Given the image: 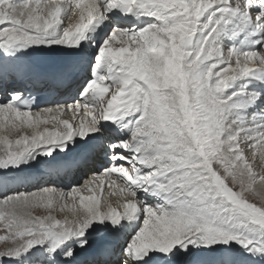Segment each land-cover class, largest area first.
I'll return each instance as SVG.
<instances>
[{
    "label": "snow or ice",
    "instance_id": "snow-or-ice-1",
    "mask_svg": "<svg viewBox=\"0 0 264 264\" xmlns=\"http://www.w3.org/2000/svg\"><path fill=\"white\" fill-rule=\"evenodd\" d=\"M0 264H264V0H0Z\"/></svg>",
    "mask_w": 264,
    "mask_h": 264
},
{
    "label": "rangeland",
    "instance_id": "rangeland-1",
    "mask_svg": "<svg viewBox=\"0 0 264 264\" xmlns=\"http://www.w3.org/2000/svg\"><path fill=\"white\" fill-rule=\"evenodd\" d=\"M0 234H3V233H0Z\"/></svg>",
    "mask_w": 264,
    "mask_h": 264
}]
</instances>
